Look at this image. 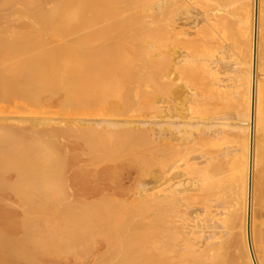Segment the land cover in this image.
I'll return each instance as SVG.
<instances>
[{
  "label": "bare ground",
  "instance_id": "bare-ground-1",
  "mask_svg": "<svg viewBox=\"0 0 264 264\" xmlns=\"http://www.w3.org/2000/svg\"><path fill=\"white\" fill-rule=\"evenodd\" d=\"M15 1V11L0 10V103L13 108L0 107V264H53L67 256L91 258L86 264H264V221L259 230L254 224V202L264 216V176L257 170L264 163V45L256 0H235L246 56L239 62L238 53L234 65L226 48L216 53L205 44L213 39L208 29L223 25L228 13L216 0ZM199 3L212 36L199 30L205 46L190 42L195 48L179 56L186 52L179 36L188 32L178 24L191 9L199 13ZM215 27L216 33L221 26ZM196 80L209 81L201 95ZM153 93L165 107L153 108L151 120L128 118L136 102L151 109L144 98ZM231 95L235 116L201 106ZM57 97L59 116L96 113L69 124L61 117L60 125L47 111ZM199 135L217 154L195 150ZM69 139L79 141L82 154ZM137 166L157 171L132 194L123 182ZM191 187L202 193V218L182 209Z\"/></svg>",
  "mask_w": 264,
  "mask_h": 264
},
{
  "label": "rangeland",
  "instance_id": "rangeland-1",
  "mask_svg": "<svg viewBox=\"0 0 264 264\" xmlns=\"http://www.w3.org/2000/svg\"><path fill=\"white\" fill-rule=\"evenodd\" d=\"M199 2L201 1V0H198ZM216 1H218V4H220V5H223V6H226V10L228 11V13L227 12H225L226 13V15L228 14V17L225 15V13L224 14H222V15H224L225 16V19H224V17H222L221 18V24H223V25H219L218 26V24H217V27H215L216 29L217 28H219L220 26H221V28H222V26H224V28L226 29V27H225V24H229L230 26H231V29H232V31H228L229 30V28H228V26H227V28H228V30L226 29L225 31H227L226 32V34H225V31H224V29H221V28H219L220 30H223V32L221 31V33L222 34H218V31H220L219 29L216 31V29H215V31H216V33L218 34V36H217V34L213 31V28H209L208 30H209V32L210 33H212V35H213V39H211V37H209V33L208 34H206L207 33V31L206 32H204V29H205V27H203V25L205 26V24H204V21H203V15L201 14V13H203V12H201L202 11V7H200V3L202 2H200L199 3V7H197V8H201V9H198L199 10V13H198V11L196 10V9H194L193 7V10L191 9V11H193V13H194V10H195V12H197L196 14L194 13H192L191 12V14H190V16H187V18H189L188 20H187V18L185 17V18H183V19H181L180 20V22H178V23H180V24H178L180 27L179 28H182L181 30H183V32L185 31L186 33L188 32L189 33V35H188V33H187V37H186V35H181V36H179L180 38H179V43L180 42H184L183 43V45H184V48L186 47V52L185 53H183V51L182 50H178V55L179 56H182L183 54L185 55V54H187V53H190L194 48H195V46H196V44L194 45V47L192 46L193 44H191L190 42H201V41H203V40H201L202 38H200V37H202L203 35V33H201V34H199V30H202L203 32H204V34H205V36L206 37H209L210 38V40H208L209 42H206L205 43V41H206V39H204L205 41H204V43L205 44H207V46H208V48H211L210 50L213 52H215V50H216V53H218L219 52V50H221V49H219V48H222V47H224V48H222V49H225L226 48V51H227V55L226 56H224L226 59H227V57H229L228 56V54L230 55V57L231 58H228V61L230 60V62H232V61H238L239 60V58L241 59V60H239V62L240 61H242V60H244L245 58H243L244 57V55L246 56V54H245V51H243L244 50V48H243V46L241 47V41L238 39V29L239 28H241V25L240 26H237L238 25V22H240V20L242 19L239 15H241L240 13L238 14V8H237V5L238 6H240L237 2H235V0H216ZM262 2H261V11H260V24H259V30H260V33H259V40H260V42L259 43H261L262 45H264V0H261ZM236 3H237V5H236ZM202 5H204L203 4V2L201 3ZM15 5H17V3H16V1L15 0H0V10L2 9V11L3 12H13V11H15V8H14V6ZM197 6V4H194V6ZM236 5V6H235ZM196 8V7H195ZM237 8V9H236ZM204 10H205V8H203ZM241 9V8H240ZM225 10V11H226ZM239 11H242V9L241 10H239ZM242 13V12H241ZM199 14V15H198ZM234 14H235V16H234ZM191 15H194V17H195V19H194V17L193 16H191ZM199 16V18H198V20L200 21L202 18V22H200L199 24H201V25H198L197 23V18H196V16ZM200 15H202L203 17H201ZM237 15L241 18V19H239V17H238V22H237ZM242 15H243V13H242ZM230 16V17H229ZM155 17H158V16H155ZM154 17V18H155ZM192 17V18H191ZM159 18V17H158ZM158 18H156L157 20H158ZM186 19V20H185ZM194 20V25L195 24H197V27L198 26H200V27H202L201 29H199V28H193V24L190 26V24L192 23V21ZM153 20V19H152ZM155 21V20H154ZM227 22V23H226ZM203 23V24H202ZM208 24V23H207ZM209 26H210V24H208ZM181 26H183V27H181ZM196 26V25H195ZM213 26V25H212ZM211 26V27H212ZM152 27H154V26H151V29H152ZM190 27V28H189ZM207 28H208V26H206ZM238 27V28H237ZM156 28H157V26H156ZM155 29V27L151 30L152 32H153V30ZM159 29V28H158ZM158 29H156V31L158 30ZM199 31V32H198ZM182 32V31H181ZM182 32V34H185V32L183 33ZM84 32H81V31H79V32H75V33H72V34H70L69 36H67V37H64V38H58V39H54V42H53V46H59V45H62V44H64V43H70L71 41H73L75 38H77L79 35H81V34H83ZM158 33V32H157ZM229 33V34H228ZM231 33V34H230ZM238 33V34H237ZM228 34V35H227ZM233 34H234V36H233ZM200 35H202V36H200ZM208 35V36H207ZM212 35H210V36H212ZM223 37H221V36ZM205 36H203L204 38H206ZM229 37V38H228ZM181 38H182V40H181ZM237 38V39H236ZM208 39V38H207ZM228 39V40H227ZM181 40V41H180ZM188 40H189V42H188ZM231 42H234V43H231ZM239 42V43H238ZM131 43L132 42H130L129 44L131 45ZM202 43V42H201ZM201 43H200V45H201ZM137 44V43H136ZM199 44V43H198ZM197 44V45H198ZM233 44V45H232ZM129 45V47L131 48H133L134 46H132V45H135V43L134 44H132L131 46ZM182 44L181 45H179V47H182L183 46ZM202 45H204L203 43H202ZM235 45L237 46V47H235ZM193 47V49H192V47ZM205 46V45H204ZM204 46H200V47H198L199 49L200 48H202V47H204ZM234 46V47H233ZM128 47V48H129ZM228 47V48H227ZM239 47H240V49H242V50H240V51H242V53H240V51H239ZM131 48V49H132ZM192 50H191V49ZM197 48V47H196ZM215 48V49H214ZM179 49H181V48H179ZM183 49V48H182ZM187 49H188V51H187ZM206 49H207V47H206ZM214 49V50H213ZM217 49H219V50H217ZM160 50V49H159ZM158 50V53H161V50H163V49H161L160 51ZM189 50H191L190 52H189ZM196 50V49H195ZM179 51H181L182 53H180L179 54ZM200 51H202V49H200ZM228 51H231V52H228ZM231 53V54H230ZM240 55H242V56H240ZM238 56H240V57H238ZM183 57V56H182ZM238 58V59H237ZM236 59V60H235ZM233 63V62H232ZM232 63H230V65H228V66H226L224 69H222V71H220V73H221V75L220 76H222V77H220L222 80L225 78V77H223V76H225V75H230V70H231V67H232V65H234V63L232 64ZM232 64V65H231ZM230 68V69H229ZM224 71H225V73H224ZM222 73H224V74H222ZM209 80V79H208ZM208 80H205V82L207 83H209V81ZM131 82H133L132 84H134L133 86L134 87H136V84L135 83H137L138 81H136L135 82V80L134 81H131ZM202 82H204V80L202 81ZM201 81H194L193 83H192V85L195 87V89H197L198 90V87H199V89L200 90H202V89H204V87H206L204 84H205V82L204 83H202ZM229 82V81H228ZM139 83V82H138ZM227 84H229V83H227ZM129 85H131V84H129ZM204 85V86H203ZM138 86V85H137ZM129 87H131V86H129ZM138 87H140V86H138ZM143 87H145V86H143ZM142 87V88H143ZM193 87V88H194ZM133 88V87H132ZM136 90V91H135ZM139 90H141V88L139 89ZM146 90H148V89H146ZM146 90L144 89V91H143V89L141 90V91H143L144 93H149V91L151 90H148L147 92H146ZM200 90H198L197 92L200 94L201 92L203 93V90L202 91H200ZM229 90H231V89H229ZM131 91H132V89H131ZM137 92L138 90L137 89H133V91L132 92ZM200 91V92H199ZM232 91V90H231ZM142 92V93H143ZM138 93V92H137ZM141 93V94H142ZM143 93V94H144ZM201 93V94H202ZM139 94V93H138ZM141 94H139V95H141ZM142 94V95H143ZM200 94V95H201ZM141 95V96H142ZM154 98H156V100H155V98L153 99V100H155L154 102H153V100H152V98H151V96ZM153 95H155V96H153ZM157 94H149L146 98H144V100L143 99H141L142 97H140V99L141 100H143L144 102H146V103H149V104H152L153 103V106L151 107V109L150 108H148L147 109V106H144V108H143V104L141 105V110H138V109H140V108H138L137 110H135L136 108H135V105H136V107H137V105H138V102H136V103H134L135 105L134 106H132V107H134V109L133 108H131V109H129L130 110V112H128V113H130L129 115H127V113H125V115H127L128 116V118H131L132 120L134 119V120H136V121H138V120H140V121H143V119L144 120H149L152 116H154V109L153 108H163L162 106H164V105H162V104H158V102H157V96H156ZM145 96V95H144ZM231 98L230 99H228V100H225V99H209L207 102L204 100V103L203 102H200V100L199 99H201V101H202V98H199V99H197V100H199V102L197 103V102H195L194 104L195 105H193V106H196V107H198L199 105H201L200 103H203L204 104V106L205 107H203V104L201 105L202 106V108L203 109H209L212 113H213V111H214V113L216 112V114H220V113H228V114H233L234 116H235V113H236V109H238V101H237V99H234L235 97H233V95H231L230 96ZM149 98H151V99H149ZM196 99H194L195 101H197ZM231 99H232V101H231ZM151 102H150V101ZM158 100H159V98H158ZM61 101H62V98H60V97H57V98H54L52 101H51V103L49 104V106H48V108H47V111H48V113L51 115V116H49V118H51V119H59V121H57V122H59L60 123V121H62V120H66V119H68L67 121H62V123H60V125H62L63 124V122L64 123H68L69 124V121L70 120H77V119H86V117L88 118V116H89V114L91 113V114H95L96 112L94 111V109L93 110H91V111H89V114L88 115H86V117H85V115H84V117H83V114L80 116V114L83 112H75V113H77V114H79V116L78 115H75V117H67L66 118V115L68 114V112H67V114L65 115V118L63 117V116H59L61 113H63L61 110H62V107H60V106H62L61 105ZM137 101H139L140 103L141 102H143V101H140L139 99L137 100ZM149 101V102H148ZM237 102V103H236ZM155 103V104H154ZM160 106V107H157L158 105ZM199 104V105H198ZM140 105H138V106H140ZM146 105V104H145ZM236 106V107H234V106ZM0 107H9V108H7V109H9V110H11V109H13V108H11L10 109V107H12L11 105H9V104H7V103H0ZM165 107V106H164ZM196 107H191V109L192 108H194V109H192L193 110V112H195V110L197 109ZM226 107V108H225ZM196 108V109H195ZM200 108V107H199ZM198 108V109H199ZM133 109V111H131ZM153 109V110H152ZM8 110V111H9ZM217 110V111H216ZM61 111V112H60ZM93 111V112H92ZM97 111V110H96ZM135 111V112H134ZM152 113H151V112ZM85 112H88V111H85ZM95 112V113H94ZM109 112V111H108ZM150 114H149V113ZM219 112V113H218ZM69 113H71V111L69 112ZM75 113H73V114H75ZM84 113V112H83ZM134 115H132V114ZM64 114V113H63ZM156 114V113H155ZM191 114V113H190ZM190 114H188L187 113V116L189 115L190 117H191V115ZM196 114V113H195ZM221 114V115H222ZM237 114V113H236ZM62 115V114H61ZM151 115V116H150ZM7 116V115H6ZM9 116V115H8ZM126 116V117H127ZM132 116H133V118H132ZM146 116H147V118H146ZM155 116H157V115H155ZM188 116V117H189ZM194 116V115H193ZM195 116H198V115H195ZM58 117V118H57ZM62 117V118H61ZM89 117H91V116H89ZM93 118H94V116H92ZM125 117V118H126ZM62 120H61V119ZM64 118V119H63ZM97 118V117H96ZM151 120V119H150ZM66 123V124H67ZM59 125V126H60ZM21 126H23V127H25V126H27V124L26 125H21ZM64 126V125H63ZM259 136H261V135H259ZM202 137V135L200 136H198L196 139H198L197 140V142H199V143H197V142H195V144L197 143V145H201L202 146V148L200 147V145L198 146V147H196V148H199L198 150L197 149H195L196 151H199L200 149H201V151H199L198 153L195 151L192 155L193 156H195V157H198V155L197 154H200V155H204V154H206L207 156L208 155H212V154H217V152H218V150H216V149H213V148H210L209 146H207L206 145V143H204V141L205 140H207V139H203V138H201ZM263 137V135L261 136V138ZM204 138H206L205 136H204ZM260 138V139H261ZM201 139L202 140H204V141H202L201 142ZM200 140V141H199ZM228 140H234V139H232L231 138V136L230 137H228ZM262 140V139H261ZM73 141V143H74V145H76V146H82L80 143H79V141H76L75 139H69V143L70 142H72ZM206 142V141H205ZM68 143V142H67ZM68 143V144H69ZM72 143V144H73ZM204 143V144H203ZM72 144H70V146L71 147H73L72 146ZM196 145V146H197ZM205 145V146H204ZM69 146V145H68ZM76 146H74L73 148H74V150L76 149L77 150V147ZM80 146H79V148H78V150H79V154L81 153L82 154V152L83 151H81V149H80ZM76 147V148H75ZM82 148V147H81ZM83 150V149H82ZM216 150V151H215ZM75 151H73V153H74ZM75 154H77V152L75 153ZM78 154V155H79ZM262 154H263V152L261 153V155H260V157H263L262 159H264V156H262ZM206 155H204V156H206ZM85 157V156H84ZM82 155L79 157V159L81 158V160L84 158ZM86 158V157H85ZM196 161H198V162H200V161H202L201 159H198V160H196ZM262 161H264V160H262ZM261 161V162H262ZM105 164V165H104ZM108 163H103V166H109L110 164H108ZM264 164V163H263ZM262 163L261 164H259V167H257V170H258V173H260V175H261V178H262V176H264L263 174H264V170H263V168H264V165H263ZM261 165H263V168H261ZM70 167H72L71 165L70 166H68L67 167V172H69V173H71V172H73V168H70ZM74 167V166H73ZM137 167H139V168H137ZM135 169L133 168V169H129V174L128 175H126V179H124V186H125V188H129V190H130V192L133 194L134 192H135V187H136V185H137V183H139V182H142V183H144L145 185H147V186H149L151 183H152V175H151V173H153V172H156L157 171V168H155V167H153V168H149V170H147L148 168H146V169H144L143 167L141 168V166H137ZM99 168H102V166L100 165V167ZM74 169H75V167H74ZM142 169V170H141ZM71 170V171H70ZM256 170V171H257ZM149 171V172H148ZM152 171V172H151ZM257 173V172H256ZM262 173V174H261ZM256 175V174H255ZM258 175V174H257ZM259 176V175H258ZM257 177V176H256ZM255 177V181L256 182H260L261 180L260 179H257V178H260V176L259 177H257L256 178ZM183 179H185V178H183ZM262 179H264V177L262 178ZM263 182V181H262ZM130 193V194H131ZM192 194V195H191ZM201 194V195H200ZM199 195V196H198ZM188 196H189V198L190 199H188V201L186 202V203H184L185 205L183 206V211L185 212H187V213H192V215H193V213L194 212H196V211H198V212H196V213H198L199 214V217L200 218H202V215H204L203 213H201V212H203L202 211V207H203V204L201 203V201H202V198H203V196H202V193H200V192H197V191H194V189H193V187H191V188H189V191H188ZM191 196V197H190ZM6 198V197H5ZM9 198V199H8ZM8 201H11L12 203H13V201L15 202V200H14V197L10 194V193H7V198H6ZM7 201V202H8ZM11 202H8V203H11ZM262 206V205H261ZM201 209V210H200ZM262 212V210H261V207H259L258 206V203H256V202H254V214H255V216H254V224H255V228H258V230L260 229V223L262 222V221H264V216H261V213ZM263 213H264V211H263ZM256 217H258V218H256ZM260 222V223H259ZM234 231L235 230H237L238 231V227H236V228H234L233 229ZM232 230V235H233V231ZM236 232V231H235ZM258 232V231H257ZM236 233H238V232H236ZM230 237H233V236H230ZM235 237V236H234ZM230 240L232 239V238H229ZM257 243V242H256ZM259 244H261V243H259ZM256 245V248L258 247L257 245H258V243L257 244H255ZM260 246V245H259ZM262 246V245H261ZM99 249V248H98ZM97 249V252H99L100 250H98ZM231 250H233L232 248H230ZM260 249V248H259ZM229 250V249H228ZM231 250H229V251H231ZM236 250V249H235ZM228 251V253L229 254H232L234 251H232V253L231 252H229ZM96 252V251H95ZM91 259V258H90ZM90 259H87V260H83V259H77V261L73 258V257H69V256H67V257H65V258H63V259H61V261L60 260H56L53 264H81L82 263V260L84 261L83 263L84 264H86V263H90ZM79 260V261H78ZM89 260V261H88ZM86 261V262H85ZM92 262V261H91Z\"/></svg>",
  "mask_w": 264,
  "mask_h": 264
},
{
  "label": "crops",
  "instance_id": "crops-1",
  "mask_svg": "<svg viewBox=\"0 0 264 264\" xmlns=\"http://www.w3.org/2000/svg\"><path fill=\"white\" fill-rule=\"evenodd\" d=\"M257 2H258V4H257V21L259 20V22H260V11H261V0H257ZM255 7H256V5H255ZM258 25H259V23H258Z\"/></svg>",
  "mask_w": 264,
  "mask_h": 264
},
{
  "label": "water",
  "instance_id": "water-1",
  "mask_svg": "<svg viewBox=\"0 0 264 264\" xmlns=\"http://www.w3.org/2000/svg\"><path fill=\"white\" fill-rule=\"evenodd\" d=\"M257 0H256V7H255V22H256V20H257Z\"/></svg>",
  "mask_w": 264,
  "mask_h": 264
}]
</instances>
